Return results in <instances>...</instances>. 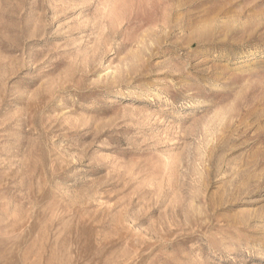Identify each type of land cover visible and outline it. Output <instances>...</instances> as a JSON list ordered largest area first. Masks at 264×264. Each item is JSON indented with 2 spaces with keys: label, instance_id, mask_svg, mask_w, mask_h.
I'll list each match as a JSON object with an SVG mask.
<instances>
[{
  "label": "rangeland",
  "instance_id": "obj_1",
  "mask_svg": "<svg viewBox=\"0 0 264 264\" xmlns=\"http://www.w3.org/2000/svg\"><path fill=\"white\" fill-rule=\"evenodd\" d=\"M0 264H264V0H0Z\"/></svg>",
  "mask_w": 264,
  "mask_h": 264
},
{
  "label": "bare ground",
  "instance_id": "obj_2",
  "mask_svg": "<svg viewBox=\"0 0 264 264\" xmlns=\"http://www.w3.org/2000/svg\"><path fill=\"white\" fill-rule=\"evenodd\" d=\"M247 55H252V52H248ZM244 62V61H243Z\"/></svg>",
  "mask_w": 264,
  "mask_h": 264
}]
</instances>
